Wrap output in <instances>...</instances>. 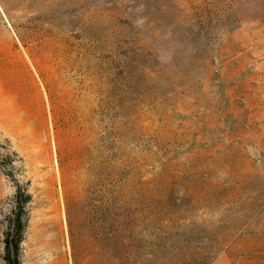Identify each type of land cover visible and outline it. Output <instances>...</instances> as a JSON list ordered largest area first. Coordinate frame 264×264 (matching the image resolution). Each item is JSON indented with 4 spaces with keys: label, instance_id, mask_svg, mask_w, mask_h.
I'll use <instances>...</instances> for the list:
<instances>
[{
    "label": "rangeland",
    "instance_id": "1",
    "mask_svg": "<svg viewBox=\"0 0 264 264\" xmlns=\"http://www.w3.org/2000/svg\"><path fill=\"white\" fill-rule=\"evenodd\" d=\"M264 264V0H0V264Z\"/></svg>",
    "mask_w": 264,
    "mask_h": 264
},
{
    "label": "trees",
    "instance_id": "2",
    "mask_svg": "<svg viewBox=\"0 0 264 264\" xmlns=\"http://www.w3.org/2000/svg\"><path fill=\"white\" fill-rule=\"evenodd\" d=\"M16 206L13 217L4 233V256L6 264H23L22 242L24 239L25 227L28 217L27 206L31 201V195L27 188L17 185Z\"/></svg>",
    "mask_w": 264,
    "mask_h": 264
}]
</instances>
